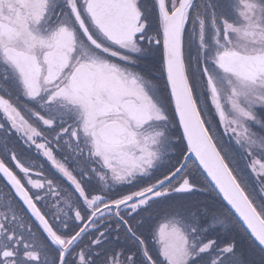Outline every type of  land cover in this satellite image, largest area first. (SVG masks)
Here are the masks:
<instances>
[{"label":"snow or ice","instance_id":"snow-or-ice-1","mask_svg":"<svg viewBox=\"0 0 264 264\" xmlns=\"http://www.w3.org/2000/svg\"><path fill=\"white\" fill-rule=\"evenodd\" d=\"M0 264H264V0H0Z\"/></svg>","mask_w":264,"mask_h":264}]
</instances>
